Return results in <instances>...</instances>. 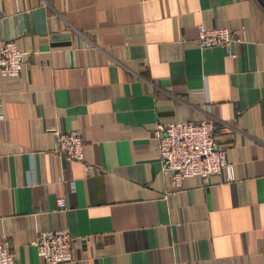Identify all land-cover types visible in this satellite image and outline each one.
<instances>
[{"label": "crops", "instance_id": "1", "mask_svg": "<svg viewBox=\"0 0 264 264\" xmlns=\"http://www.w3.org/2000/svg\"><path fill=\"white\" fill-rule=\"evenodd\" d=\"M16 1L0 0V43L27 52L0 76V237L17 264H46L33 240L54 228L76 236L71 264H264L260 3ZM198 23L246 39L202 48ZM203 119L233 178L185 177L164 199L156 125ZM55 127L80 130L83 161L56 151Z\"/></svg>", "mask_w": 264, "mask_h": 264}, {"label": "built area", "instance_id": "2", "mask_svg": "<svg viewBox=\"0 0 264 264\" xmlns=\"http://www.w3.org/2000/svg\"><path fill=\"white\" fill-rule=\"evenodd\" d=\"M16 7L18 2L14 0ZM197 44L202 47L223 45L229 50L232 43L246 39V28L238 29L227 24L217 27H206L203 23L196 25ZM27 52L22 50L14 40L0 43V76H17L23 68ZM1 105V99H0ZM3 115L0 114V119ZM157 152L161 171L171 175L172 190L162 193L165 199L175 195L185 177L199 176L203 185H209L212 176L224 170L227 179L233 178L232 164L228 162L226 147L215 140L216 129L211 120L173 121L158 123ZM225 127H222V130ZM56 139V151L78 161H83V144L80 130L53 128ZM88 167V165H86ZM73 186V182H71ZM57 209H66V198H56ZM76 236L68 229L54 228L40 231L33 240L36 254L46 264H71L77 260ZM81 240L85 237L81 236ZM0 264H17L11 242L7 236L0 237Z\"/></svg>", "mask_w": 264, "mask_h": 264}, {"label": "water", "instance_id": "3", "mask_svg": "<svg viewBox=\"0 0 264 264\" xmlns=\"http://www.w3.org/2000/svg\"><path fill=\"white\" fill-rule=\"evenodd\" d=\"M264 9V0H257Z\"/></svg>", "mask_w": 264, "mask_h": 264}]
</instances>
